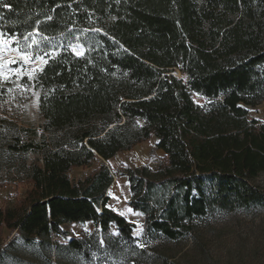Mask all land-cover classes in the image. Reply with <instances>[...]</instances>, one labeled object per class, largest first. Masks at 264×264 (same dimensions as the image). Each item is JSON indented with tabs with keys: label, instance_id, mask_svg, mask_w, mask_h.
<instances>
[{
	"label": "trees",
	"instance_id": "obj_1",
	"mask_svg": "<svg viewBox=\"0 0 264 264\" xmlns=\"http://www.w3.org/2000/svg\"><path fill=\"white\" fill-rule=\"evenodd\" d=\"M8 50L19 57L0 60V103L39 91L42 133L25 140L0 117V157L39 156L0 174V186L30 184L0 209V235L9 233L0 252L16 240H67L64 224L87 222L133 244L134 225L107 206L106 162L151 138L164 154L157 169L122 174L144 240H195L201 220L264 207L254 182L264 122L245 109L264 102V0H0V58ZM26 61H40L32 77Z\"/></svg>",
	"mask_w": 264,
	"mask_h": 264
},
{
	"label": "rangeland",
	"instance_id": "obj_2",
	"mask_svg": "<svg viewBox=\"0 0 264 264\" xmlns=\"http://www.w3.org/2000/svg\"><path fill=\"white\" fill-rule=\"evenodd\" d=\"M78 52L76 48L74 50ZM19 57L15 51L8 50L5 57ZM28 76L32 77L33 69L40 61L28 62ZM176 76H183L176 71ZM39 91L31 89L28 99L16 94L10 100L0 103V117H8L17 125L16 133L28 139L36 132L37 138L42 133V118L38 110ZM195 103L204 105L205 98L192 95ZM248 120L264 122V102L255 108L245 106ZM25 130V131H23ZM14 131V130H13ZM38 155L33 153L13 154L9 158L0 157V174L8 168L15 171L22 163L31 164ZM164 154L155 149V139L151 138L136 145L130 151L117 154L106 162L113 174V184L107 194V206L124 216L134 225L133 244H127L116 237L112 229L102 234L91 222L82 225L64 224L62 229L68 239H77L82 246L75 250L65 240L51 235L50 240H36L25 244L20 240L0 252V264H162V258H180L181 264H264V207L253 206L247 210H238L228 215H215L201 220L195 240L181 239L178 244L167 241H148L142 238L144 217L133 212L129 207L130 192L126 178L122 175L128 168L148 166L156 170ZM97 165L74 168L69 173L72 181L83 180L89 176ZM264 191V173L254 181ZM30 189L27 182L10 183L0 186V209L12 208ZM9 233L2 231L0 246L7 242Z\"/></svg>",
	"mask_w": 264,
	"mask_h": 264
},
{
	"label": "crops",
	"instance_id": "obj_3",
	"mask_svg": "<svg viewBox=\"0 0 264 264\" xmlns=\"http://www.w3.org/2000/svg\"><path fill=\"white\" fill-rule=\"evenodd\" d=\"M111 160V159H110Z\"/></svg>",
	"mask_w": 264,
	"mask_h": 264
}]
</instances>
